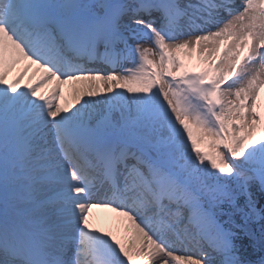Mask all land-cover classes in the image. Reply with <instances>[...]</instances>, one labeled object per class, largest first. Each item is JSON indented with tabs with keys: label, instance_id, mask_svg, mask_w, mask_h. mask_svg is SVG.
Segmentation results:
<instances>
[{
	"label": "snow or ice",
	"instance_id": "1",
	"mask_svg": "<svg viewBox=\"0 0 264 264\" xmlns=\"http://www.w3.org/2000/svg\"><path fill=\"white\" fill-rule=\"evenodd\" d=\"M0 264H264V0H0Z\"/></svg>",
	"mask_w": 264,
	"mask_h": 264
},
{
	"label": "bare ground",
	"instance_id": "2",
	"mask_svg": "<svg viewBox=\"0 0 264 264\" xmlns=\"http://www.w3.org/2000/svg\"><path fill=\"white\" fill-rule=\"evenodd\" d=\"M195 65H196V62H195ZM73 87H74V85L70 84L69 93L67 90V95L69 96L68 104L70 102H72V100H73V93H72ZM75 107H80V104H76ZM72 110H74V108ZM105 232H106V230H105ZM107 232H111L117 239H120L125 244H128L132 241V233H131L129 227L124 224L121 216L115 217L114 225L112 226L111 230L107 231Z\"/></svg>",
	"mask_w": 264,
	"mask_h": 264
},
{
	"label": "trees",
	"instance_id": "3",
	"mask_svg": "<svg viewBox=\"0 0 264 264\" xmlns=\"http://www.w3.org/2000/svg\"><path fill=\"white\" fill-rule=\"evenodd\" d=\"M243 202V198H241V203ZM231 211V208L229 205H223L222 206V212L220 215V219L222 221H227L229 219L227 213H229ZM232 220L234 221L235 225H240L241 227L244 226L243 224V220L241 219V216L239 213H235L232 216ZM260 223L259 221H254L252 222L250 225H248L249 227H251L257 234V236H259V229H260ZM237 231H239V229H236Z\"/></svg>",
	"mask_w": 264,
	"mask_h": 264
},
{
	"label": "rangeland",
	"instance_id": "4",
	"mask_svg": "<svg viewBox=\"0 0 264 264\" xmlns=\"http://www.w3.org/2000/svg\"><path fill=\"white\" fill-rule=\"evenodd\" d=\"M145 46H149V45L146 44ZM157 59H158V57H157ZM126 66H131V65H126Z\"/></svg>",
	"mask_w": 264,
	"mask_h": 264
}]
</instances>
